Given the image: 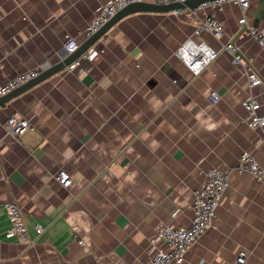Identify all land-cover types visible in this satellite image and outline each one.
Segmentation results:
<instances>
[{"label":"crops","instance_id":"obj_1","mask_svg":"<svg viewBox=\"0 0 264 264\" xmlns=\"http://www.w3.org/2000/svg\"><path fill=\"white\" fill-rule=\"evenodd\" d=\"M108 1L0 0V86L62 61L65 40L83 44ZM256 3L243 32L232 2L126 14L90 47L94 60L76 59L0 106V264H143L165 248L154 241L161 225L191 224L211 168L230 170L229 186L183 264H237L240 251L242 264H264V181L234 169L243 151L264 167V127L243 122L250 97L264 115V44L248 33ZM206 17L222 23L221 37L195 33ZM189 38L218 51L198 75L176 55ZM228 43L243 65L232 63ZM248 69L261 84L250 85ZM14 113L31 123L21 137L4 128ZM62 169L69 187L56 179ZM9 202L22 207L26 241L7 236Z\"/></svg>","mask_w":264,"mask_h":264},{"label":"built area","instance_id":"obj_2","mask_svg":"<svg viewBox=\"0 0 264 264\" xmlns=\"http://www.w3.org/2000/svg\"><path fill=\"white\" fill-rule=\"evenodd\" d=\"M187 0H110L102 5L97 15L90 21L84 35L86 38L91 37L99 31L103 25L109 22L120 10L126 6L136 2H152L156 4H172L175 2H185ZM225 2H232L239 5L243 11V15L239 22L247 24V12L251 7V0H209L202 3L203 5L218 6ZM193 14L196 13V8H187ZM182 9L173 11L180 14ZM202 31H208L215 37H221L224 34V28L221 22L216 18L206 17L205 20L197 24L195 33L199 34ZM248 33L258 39L260 44H264V31L253 26L248 28ZM80 43L73 37H68L64 42V50L67 55L75 52L79 48ZM225 49L230 53L232 63L235 65H243L244 58L239 54L237 46L228 43ZM99 54V50L89 48L76 61L80 63V59L94 60ZM176 55L185 63V65L195 74H200L213 60L218 56V51L206 41L197 42L192 38L185 40L177 49ZM41 71L32 69L17 74L9 81L0 86V97L8 94L17 87L29 82L38 77ZM247 75L251 86H257L262 83L258 74L251 70H247ZM210 101L213 104L218 103L220 95L215 91L211 92ZM246 115L243 122L250 128L256 129L264 127V115L258 113L260 107L259 101L250 97L244 102ZM31 126L27 117L11 114L5 124L6 132L14 137H21L25 131ZM238 173H250L259 181H264V167L259 164L257 159L248 151H243L239 158V163L234 168ZM57 181L64 187H69L72 183L70 174L62 169L56 176ZM230 170H222L219 168H211L206 171L205 183L195 191L192 201L193 217L189 226H174L161 225L157 230L155 242L163 241L165 248H157L152 251L149 259L143 264H183L185 256L189 248L196 242L197 238L211 228L218 217L217 207L219 201L229 186ZM10 228L7 231L8 237H17L20 240L26 241L29 239V231L27 221L23 214L22 207L17 202H9L6 205ZM37 233H43L45 227L41 224L35 226ZM247 258L246 251H240L236 263L242 264ZM197 264H203L198 262Z\"/></svg>","mask_w":264,"mask_h":264},{"label":"water","instance_id":"obj_3","mask_svg":"<svg viewBox=\"0 0 264 264\" xmlns=\"http://www.w3.org/2000/svg\"><path fill=\"white\" fill-rule=\"evenodd\" d=\"M209 0H187L185 2H175L172 4H156L152 2H136L132 3L122 10H120L109 22L102 26V28L94 33L91 37H89L83 44L79 46V48L69 54L67 57L62 59L58 64L53 65L52 67L43 71L38 77L30 80L29 82L19 86L15 90L9 92L8 94L0 97V106L4 105L7 101H9L13 96L17 93L22 92L23 90L31 87L35 83H38L45 78L51 76L52 74L66 68L70 64H72L76 59H78L85 51H87L91 46H93L98 39L103 35V33L112 26L119 18L126 14L134 13V12H173L175 10L183 9V8H192L195 9L200 6L202 3L207 2ZM250 17L253 18V27L259 28L260 24H264V0H257L256 6L253 12L250 14ZM247 29V25L242 29V32Z\"/></svg>","mask_w":264,"mask_h":264}]
</instances>
